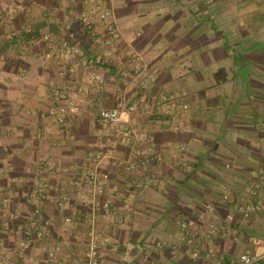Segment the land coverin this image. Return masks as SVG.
Returning <instances> with one entry per match:
<instances>
[{
  "label": "crops",
  "instance_id": "crops-1",
  "mask_svg": "<svg viewBox=\"0 0 264 264\" xmlns=\"http://www.w3.org/2000/svg\"><path fill=\"white\" fill-rule=\"evenodd\" d=\"M99 1L0 0V193L10 197L8 208L0 206L5 246L0 264H84L82 254L71 247L85 224L62 226L52 198L45 201L44 212L56 225L55 238L40 242L26 256L5 250L14 249L22 238L9 214L15 209L28 213L20 193L31 182L28 170L40 151L63 164L86 162L89 150L123 152L95 121L97 105L110 104L123 80L111 83L102 100L92 95L89 105L78 101L81 111L69 122L42 115L55 104L57 86L79 100L77 87L88 83L76 62L46 55L43 36L57 40L69 27L89 50L90 37L73 16ZM100 2L120 29V48L139 57L156 76L155 91L172 98L170 104L133 115L135 124L153 136L163 158L154 168L157 184L135 197L126 188L128 176L111 170L100 199H109L113 212L98 217L110 237L102 264H212L188 251L211 222L230 227L228 234H219L214 248L226 262L235 260L246 235L264 239V186L259 206L253 202L247 218L236 209L252 199L245 192L250 177L264 173V0H213L210 5L207 0ZM126 64L120 59L106 75L115 76L116 67ZM70 65L75 72L70 73ZM126 91V98H133L134 87ZM48 178L52 186L63 184L52 174ZM67 181L75 203H83L82 190L74 179ZM224 193L236 202L221 203ZM179 215L197 230L190 243L181 239ZM56 239L66 240V246L48 258L42 247H52ZM157 240L178 249H159Z\"/></svg>",
  "mask_w": 264,
  "mask_h": 264
},
{
  "label": "built area",
  "instance_id": "built-area-1",
  "mask_svg": "<svg viewBox=\"0 0 264 264\" xmlns=\"http://www.w3.org/2000/svg\"><path fill=\"white\" fill-rule=\"evenodd\" d=\"M101 1V0H100ZM93 3L75 12L74 23L90 37L91 47L84 50L80 41L74 36L71 28L61 38L54 40L50 34H45L43 40L47 43L49 51L47 56H54L65 61L73 60L77 66L82 68L88 77L87 84L77 87L80 99H72L70 90L63 86H57L54 90L55 104L47 109L43 117H51L61 123L69 122L81 111V105L92 103V95L103 99L111 83L123 80L125 85L114 92L110 104L102 102L97 105L95 121L103 129L105 134L113 137L115 142L121 146V154H113L89 150L86 153V162L80 164H63L55 160L53 155L40 151L39 157L28 172L31 174V182L22 189L21 198L28 213L15 209L9 217L16 221L15 228L22 234V238L14 249L5 248L8 252H17L22 256L43 241L55 238L56 230L53 220L44 212V203L52 198L56 209L61 213V225H76L83 221L85 227L79 231L80 237L71 247L73 252H80L84 264H102L105 251L109 246L110 237L99 227L98 217L109 216L113 212V205L109 199H100L105 193L110 179L111 170L125 173L128 176L127 190L131 197L142 192L146 187L157 184V176L154 168L161 163L162 155L158 150L154 138L138 127L133 115L138 110H147L153 107L170 104L172 98L164 91H155L156 76L150 72L147 65L140 63L139 57L120 48L121 32L113 18L110 10L102 6L101 2ZM213 0H207L210 5ZM120 59H125L126 65H120L117 73L110 77L106 75L109 68L114 66ZM76 69L70 65V73ZM134 87L133 98H126V90ZM101 99V100H102ZM185 108L186 105L184 104ZM180 151L184 146L178 147ZM56 176L62 185L52 186L48 175ZM68 179H74V183L86 200L76 204L68 190ZM264 186V173H254L246 183L245 192L251 201L244 205L236 204V209L243 218H247L250 211L256 208L261 200L259 192ZM52 191L56 193L53 194ZM235 198L228 193L221 197V203H235ZM10 197L0 193V206L8 208ZM86 214V215H84ZM233 216L227 217L233 221ZM6 222V221H5ZM177 225L181 239L190 243L193 235L197 234L193 222L185 216L179 215ZM230 231L229 226L219 223H209V228L202 238L197 236L192 247L188 249L189 255L195 258L204 256L212 260V264H258L264 260V239L254 235H246L243 249L235 260L226 262L223 254L214 248L219 234L226 235ZM0 229V257L3 255L4 238ZM218 236V237H217ZM66 246V240L56 239L52 247H42L48 258H54L57 252H61ZM155 246L159 249L175 252L178 247L171 242L157 240ZM204 247V248H202ZM82 259V260H83Z\"/></svg>",
  "mask_w": 264,
  "mask_h": 264
},
{
  "label": "rangeland",
  "instance_id": "rangeland-1",
  "mask_svg": "<svg viewBox=\"0 0 264 264\" xmlns=\"http://www.w3.org/2000/svg\"><path fill=\"white\" fill-rule=\"evenodd\" d=\"M121 38H122V37H121ZM121 51H122V53H123V52L125 51V49H124V48H122V49H121Z\"/></svg>",
  "mask_w": 264,
  "mask_h": 264
}]
</instances>
